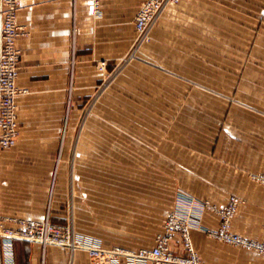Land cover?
Instances as JSON below:
<instances>
[{"label":"crops","instance_id":"1","mask_svg":"<svg viewBox=\"0 0 264 264\" xmlns=\"http://www.w3.org/2000/svg\"><path fill=\"white\" fill-rule=\"evenodd\" d=\"M93 1L21 2L20 135L13 147L0 150V221L18 227L15 219L49 217L73 223L78 235L105 248L138 251L156 246L166 218L179 206L178 192L216 206L234 195L241 202L232 230L264 242V184L253 176L264 173V0H180L166 8L146 54L156 74L133 77L150 86L134 92L139 102L117 108L118 114L150 116L180 110L185 124L176 137L168 122L122 123L115 151L109 68L135 37L142 0H100L99 17ZM205 35L228 37L205 44ZM168 42L173 46L166 47ZM189 45L197 51L196 74L169 59ZM174 81L197 86L174 90ZM187 134L193 138H183ZM110 157L117 163L115 187L109 185ZM180 208L196 225L191 238L203 264H264L260 252L208 234L220 224L214 209L191 204L188 197ZM6 241L0 237V264H8ZM12 243L14 264H92L86 250ZM169 245L176 254L187 253L178 232ZM118 264L152 263L122 258Z\"/></svg>","mask_w":264,"mask_h":264},{"label":"built area","instance_id":"2","mask_svg":"<svg viewBox=\"0 0 264 264\" xmlns=\"http://www.w3.org/2000/svg\"><path fill=\"white\" fill-rule=\"evenodd\" d=\"M23 0H0V150L13 147L19 138L18 111L16 98L22 90L18 87V70L21 62V49L18 44L23 35V27L18 22V13ZM179 0H143L136 14V28L140 37L147 36V30L156 16L168 3ZM97 15H101L100 1L94 2ZM107 66L106 61L100 63V68ZM264 183V174L259 177ZM204 207L203 205H201ZM220 215L217 229H209L208 234L220 241L256 250L264 258V242L245 237L232 230L231 219L235 215L237 199L232 198L224 207L207 204ZM18 227H7L0 221V237L7 241L4 244V255L8 264L13 261V241L15 239L40 242L43 246L49 244L68 248L71 252L86 250L92 264H118L122 258L151 262L152 264H203L196 252L191 238V230L196 226L190 212H171L166 222V231L157 238V244L151 249L126 251L120 247L105 248L95 240L76 233L71 224H60L46 217L44 220H16ZM180 233L187 250L184 255L174 253L170 241L174 233Z\"/></svg>","mask_w":264,"mask_h":264},{"label":"rangeland","instance_id":"3","mask_svg":"<svg viewBox=\"0 0 264 264\" xmlns=\"http://www.w3.org/2000/svg\"><path fill=\"white\" fill-rule=\"evenodd\" d=\"M100 1V0H99ZM143 1V0H142ZM141 1V3H142ZM95 0L93 1V7H94V12L96 16H101V15H97L96 12V8H95ZM180 2V0L178 1ZM178 2H173V3H168L164 6V8L160 11V13L156 16V18L153 20V22L150 24L148 30H147V36L146 37H140V34L136 28V16H135V37L133 39V41L131 42L127 52L124 54V56H122V58H120V60L115 61V64L113 66H111L109 68V74H108V82L106 85V90L109 91L110 93V99H109V110H110V114H109V138H110V145L114 146L110 147V150L115 151V142L117 139V128L119 127L118 125L122 124V123H128V124H133L136 123L137 125H141V127L146 126V123L148 124L151 120L155 121V122H159V123H166L168 122V129L172 128L173 129V134L176 135V137L178 136L179 133H177L180 128V125H184L185 122H181L179 115H180V110L178 111V113L172 115V116H164V115H143V114H118V108L119 106H123V104L126 102H139V99H134V92L141 91L142 86H150L149 83H143V82H139V80L137 79L136 81L138 82H132V78H138L140 76H148V75H153L156 74L154 71L155 69L152 68L149 62V58L146 54H148V46L149 44L152 42V33L154 28L157 27L160 19L162 18L166 8L170 5H174L177 4ZM140 3V5H141ZM140 7V6H139ZM139 9V8H138ZM138 12V11H137ZM24 34V33H23ZM194 37L193 39H190V43H196L195 36H190L189 38ZM216 37H221L222 40H224V38H227L228 36H212V35H205L204 36V42L205 44L208 43H212L213 38L217 39ZM224 37V38H223ZM257 36L254 37V42ZM225 41V40H224ZM168 46L166 47H172L173 44L171 42L167 43ZM196 45V44H195ZM184 47V46H183ZM180 47V52L177 53L176 57L174 55V57L172 56V58L170 57V60H180L181 62V70L184 71H190L189 74H192V72L194 74H196V52L197 51H193V50H188L190 49V45L187 47ZM147 52V53H146ZM145 53V54H144ZM171 53V52H170ZM173 55V54H172ZM107 67V66H106ZM180 67L177 70H180ZM177 72V71H176ZM183 74H187L186 72ZM126 76L127 80L126 81H121L123 77ZM134 81V80H133ZM181 84H184V86H188V88H181ZM169 85V83L167 84ZM172 86H174V90H180V89H188V90H194L196 89L197 84L196 83H185V82H178V81H174V83L172 84ZM136 96H138L136 94ZM119 97H122V99H118ZM128 97V98H126ZM121 103V105H119ZM118 107V108H117ZM186 115H190V114H186ZM151 119V120H149ZM118 126V127H117ZM121 126V125H120ZM157 136L158 138L161 139L164 138L163 133L161 131H157ZM124 133L127 134H131V132L129 131H124ZM175 137V136H174ZM183 138H193L190 134L187 135H183ZM115 156V155H114ZM73 165V164H72ZM264 174V173H263ZM261 175V173H257V174H253L254 179L261 182L260 179L258 178ZM109 185L110 187H115L117 185V163L115 162V159L113 157H110V162H109ZM262 183V182H261ZM264 184V183H263ZM181 192H178L177 195V200H178V207L173 209L171 212H175V211H180V205H181V198L183 197H188L189 201L191 202V204H196L199 203L200 205H203L205 208H207V204L210 203L212 204V202L210 200H200L197 199L193 196H186L185 194L180 195ZM185 195V196H183ZM236 198L237 199V208L241 202V199L237 196L232 195L229 198V201L232 198ZM229 201L225 204L227 205L229 203ZM223 206H218V207H224ZM236 208V210H237ZM170 212V213H171ZM170 213L168 215V217L165 220V225L167 220L169 219ZM234 218V216H233ZM233 218L231 219V223H233ZM71 225L73 226L74 230L75 227L73 225V223H71ZM166 231V227L164 228V232L160 233L163 234ZM158 234L156 237V240L158 238V236L160 235ZM252 239V238H251Z\"/></svg>","mask_w":264,"mask_h":264}]
</instances>
